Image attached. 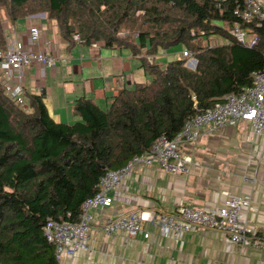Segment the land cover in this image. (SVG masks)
Returning <instances> with one entry per match:
<instances>
[{
  "label": "trees",
  "instance_id": "1",
  "mask_svg": "<svg viewBox=\"0 0 264 264\" xmlns=\"http://www.w3.org/2000/svg\"><path fill=\"white\" fill-rule=\"evenodd\" d=\"M244 0H0L7 22L45 13L72 47L101 43L127 49L149 76L118 87L104 105L81 96L77 120L55 122L44 93H26L22 108L0 83V264H57L43 227L50 218L77 222L83 202L108 169L147 152L160 136L172 138L187 118L229 93L251 85L264 68V18L249 23L234 14ZM0 13V47L6 36ZM222 23V25L219 24ZM235 24L256 35L247 47L230 33ZM78 35V38L74 36ZM221 36L225 43L204 40ZM181 45L161 66L155 56Z\"/></svg>",
  "mask_w": 264,
  "mask_h": 264
},
{
  "label": "crops",
  "instance_id": "2",
  "mask_svg": "<svg viewBox=\"0 0 264 264\" xmlns=\"http://www.w3.org/2000/svg\"><path fill=\"white\" fill-rule=\"evenodd\" d=\"M262 5L264 8V0ZM12 25L6 39L15 36L26 44L29 28H40V39L30 44L34 50L43 49L47 38L51 40L58 57L55 66H25L23 82L27 95L44 93L43 102L55 122L77 120L72 105L78 97H91L105 105L118 87L128 85L127 80L146 79L139 73V60L127 49L104 47L101 43L67 47L58 37L56 20L46 19L45 13ZM115 70L123 75L115 79ZM179 150L190 161L185 175L164 172L155 164L130 169L111 193L112 204L93 210L89 249L69 258L71 264H264L263 250L238 245L226 233L200 226L177 236H162L144 223L148 238L142 234L129 237L121 231L109 235L102 232L99 226L107 217L131 211L171 213L180 202L216 209L224 199L244 194L251 197V203L241 215L264 237V130L256 134L245 121L216 130L204 128L197 141L182 144Z\"/></svg>",
  "mask_w": 264,
  "mask_h": 264
},
{
  "label": "built area",
  "instance_id": "3",
  "mask_svg": "<svg viewBox=\"0 0 264 264\" xmlns=\"http://www.w3.org/2000/svg\"><path fill=\"white\" fill-rule=\"evenodd\" d=\"M234 14L246 23L254 18H264L262 0H244L243 7H237ZM249 32L248 28L243 29L238 24H235L230 31L241 44L252 47L257 44L258 38L256 35H250ZM28 36V44L14 36L6 39L4 49L0 47V83L5 87L8 96L17 101L22 108L26 107L24 67L41 64L52 68L58 60L50 41L44 42L43 49L34 50L30 47V44L37 42L41 37L39 27L31 26ZM74 37L78 38V35ZM215 44L212 38L207 41L208 46ZM181 53L184 57H188L186 66L194 68L196 59L186 50ZM251 75L253 77L251 85L243 87L240 92L224 95L211 107L187 118L182 129L172 138L160 135L147 152L134 155L125 165L117 169L106 170L99 178L97 191L83 202L77 222L49 218L43 230L47 241L54 244V258L57 264H71L69 258L78 251L89 249L93 210L104 209L112 204L111 193L134 165L155 164L167 173H187L190 161L179 152V146L197 140L204 128L216 130L245 121L254 133H262L264 130V68L253 71ZM250 203L251 197L244 194L226 198L220 207L209 210L187 206L180 202L171 213L131 211L119 217H107L99 227L107 235L121 231L129 237L142 234L144 238H148L150 233L143 229L144 223L158 230L162 236H177L179 233L200 226L224 232L231 242L238 245L264 251V237L253 230L241 215V211L248 208Z\"/></svg>",
  "mask_w": 264,
  "mask_h": 264
},
{
  "label": "rangeland",
  "instance_id": "4",
  "mask_svg": "<svg viewBox=\"0 0 264 264\" xmlns=\"http://www.w3.org/2000/svg\"><path fill=\"white\" fill-rule=\"evenodd\" d=\"M0 13H1V17L3 18L2 19V23H3V26H4V28H3V30H5L4 31V33H5V36H9L8 35V33H9V29L10 28H13V25H12V23L11 22H7V19H6V17H5V14H4V10L3 9H0ZM22 19H24V18H22ZM22 19H19V20H22ZM19 20H17V21H19ZM37 20H41V19H37ZM7 23L9 24V27H8V25H7ZM219 24L220 25H222V23L221 22H219ZM210 38H212V39H218L219 41H221V42H225L226 41V39L225 38H223V37H221V36H211ZM45 41H50V45H51V40L50 39H46ZM43 46V45H42ZM51 47H52V45H51ZM176 52H178V55L179 56H183L182 55V46L181 45H177V46H174V47H172V48H170L169 50H161L156 56H155V60L161 65V66H165V64L169 61V60H171V59H173V58H176L178 55H177V53ZM70 54L68 53L67 54V56H69ZM192 69V68H191ZM139 73H142L143 75H144V77H146V79L144 78V79H138V80H142V81H136V82H146V81H148L149 80V76H147V74H145L141 69L139 70ZM112 75L114 76V78L116 79L118 76H121V75H123V73H122V71L121 70H115V71H112ZM130 81H135V80H127V83L126 84H128V85H126V86H129L130 84H132V83H130ZM26 105H27V102H26ZM101 106H104V103H102V105Z\"/></svg>",
  "mask_w": 264,
  "mask_h": 264
},
{
  "label": "bare ground",
  "instance_id": "5",
  "mask_svg": "<svg viewBox=\"0 0 264 264\" xmlns=\"http://www.w3.org/2000/svg\"><path fill=\"white\" fill-rule=\"evenodd\" d=\"M198 139H199V138H198ZM198 139H197V140H198ZM197 140H195V141H197ZM195 141H194V142H195ZM179 149H180V146H179ZM179 152H180V150H179ZM188 172H189V171H188ZM188 172H187V173H188ZM187 173H178V174L185 175V174H187Z\"/></svg>",
  "mask_w": 264,
  "mask_h": 264
},
{
  "label": "water",
  "instance_id": "6",
  "mask_svg": "<svg viewBox=\"0 0 264 264\" xmlns=\"http://www.w3.org/2000/svg\"><path fill=\"white\" fill-rule=\"evenodd\" d=\"M188 67H189V66H188ZM190 68L194 69L195 67H194V68H193V67H190Z\"/></svg>",
  "mask_w": 264,
  "mask_h": 264
}]
</instances>
